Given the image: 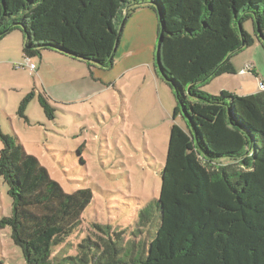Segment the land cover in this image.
Returning <instances> with one entry per match:
<instances>
[{"label": "trees", "instance_id": "trees-1", "mask_svg": "<svg viewBox=\"0 0 264 264\" xmlns=\"http://www.w3.org/2000/svg\"><path fill=\"white\" fill-rule=\"evenodd\" d=\"M147 5L159 17L153 71L185 123L171 127L160 195L141 213L144 225L154 222L148 248L137 257L107 231L54 256L82 227L93 193H66L0 127V178L13 205L0 227L12 230L27 264H264V92L204 91L235 75L231 59L256 40L264 48V0H0V42L18 31L26 59L51 51L111 70L127 20ZM39 103L54 119L47 97Z\"/></svg>", "mask_w": 264, "mask_h": 264}, {"label": "rangeland", "instance_id": "rangeland-1", "mask_svg": "<svg viewBox=\"0 0 264 264\" xmlns=\"http://www.w3.org/2000/svg\"><path fill=\"white\" fill-rule=\"evenodd\" d=\"M243 28L255 37L252 21L245 22ZM21 40L22 34L17 31L0 42L1 130L5 135L16 136L26 152L39 160L66 193L82 189L93 193L83 214L82 227L54 256L75 254L83 239H106L107 231L115 239L119 235L120 246L135 248L137 257L144 255L154 222L144 225L141 213L155 208L170 130L173 124L185 127L182 117L174 118L173 110L167 113L168 100L151 91L153 77L146 69H134L123 77L120 72L98 71L112 78L110 83L117 85L113 87L92 76L86 63L46 52L43 57H33L34 70L23 54ZM231 63L236 74L211 80L204 91L219 96L222 84L231 95L261 93L262 44L256 40L253 46L234 56ZM69 65L82 66L87 76L66 72ZM250 66L258 76L247 71L241 74ZM159 84L168 86L165 82ZM41 95L53 106L54 119H49L41 107ZM2 147L0 141V151ZM12 206L8 186L0 178V220L12 215ZM0 264H27L9 227H0Z\"/></svg>", "mask_w": 264, "mask_h": 264}, {"label": "crops", "instance_id": "crops-1", "mask_svg": "<svg viewBox=\"0 0 264 264\" xmlns=\"http://www.w3.org/2000/svg\"><path fill=\"white\" fill-rule=\"evenodd\" d=\"M158 36L159 17L157 15V12L154 9L143 7L137 10V12H135L126 22L125 28L122 33L121 41L116 50L113 68L111 70L89 67L88 68L92 76L94 75L97 80L101 81L104 84L108 83V86L113 87H116L117 85L115 82L110 83L112 78H108L100 72H120V76L123 77L134 69H146L149 73H151L149 76L153 77L152 81L150 82L153 84V88L151 89V91L157 97H164L168 100L169 107H167L166 110L169 114L170 111H174L176 107L174 102L176 101L175 97L173 95V92L168 88V86H165L166 88H164L163 84H159L160 82H164H162L160 78L156 77V74L154 73L152 67L157 51ZM19 44H23V39L19 42ZM46 52L50 51H45L44 53ZM65 70L66 72L74 71L81 73L83 77L87 76V72L82 66L69 65L66 66ZM62 73H64V70ZM96 73H98L100 76H97ZM254 73V76L256 77L257 72ZM220 86L222 91L227 92L228 87H225V85L222 84Z\"/></svg>", "mask_w": 264, "mask_h": 264}, {"label": "built area", "instance_id": "built-area-1", "mask_svg": "<svg viewBox=\"0 0 264 264\" xmlns=\"http://www.w3.org/2000/svg\"><path fill=\"white\" fill-rule=\"evenodd\" d=\"M27 62L30 63L31 69H34V70L36 69L35 65L31 62L30 59H27ZM246 71L252 73L253 67L252 66L247 67L245 70H242L241 74H246ZM260 91L264 92V84L263 83L260 84Z\"/></svg>", "mask_w": 264, "mask_h": 264}, {"label": "water", "instance_id": "water-1", "mask_svg": "<svg viewBox=\"0 0 264 264\" xmlns=\"http://www.w3.org/2000/svg\"><path fill=\"white\" fill-rule=\"evenodd\" d=\"M121 30H122V29H121ZM160 41H161V39H160ZM118 46H119V43L117 44L116 50H117ZM159 49H160V46H158L157 51H156L157 59H159ZM50 52H51V51H50Z\"/></svg>", "mask_w": 264, "mask_h": 264}]
</instances>
